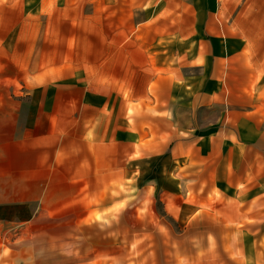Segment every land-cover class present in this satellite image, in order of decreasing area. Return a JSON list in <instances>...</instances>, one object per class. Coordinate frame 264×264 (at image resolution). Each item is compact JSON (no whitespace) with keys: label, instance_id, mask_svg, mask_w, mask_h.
<instances>
[{"label":"crops","instance_id":"obj_1","mask_svg":"<svg viewBox=\"0 0 264 264\" xmlns=\"http://www.w3.org/2000/svg\"><path fill=\"white\" fill-rule=\"evenodd\" d=\"M122 185L159 264H264V0H0V224L84 231Z\"/></svg>","mask_w":264,"mask_h":264},{"label":"rangeland","instance_id":"obj_2","mask_svg":"<svg viewBox=\"0 0 264 264\" xmlns=\"http://www.w3.org/2000/svg\"><path fill=\"white\" fill-rule=\"evenodd\" d=\"M120 193L115 217L98 216L84 231L47 228L24 220L0 224L5 264H151V260L159 264L161 249L166 251L173 240L147 226L162 217L154 214L163 211L162 202L155 191L144 195L139 187L129 191L122 185Z\"/></svg>","mask_w":264,"mask_h":264}]
</instances>
